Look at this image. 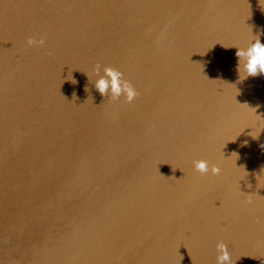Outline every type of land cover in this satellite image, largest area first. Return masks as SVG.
I'll list each match as a JSON object with an SVG mask.
<instances>
[{
	"label": "water",
	"instance_id": "water-1",
	"mask_svg": "<svg viewBox=\"0 0 264 264\" xmlns=\"http://www.w3.org/2000/svg\"><path fill=\"white\" fill-rule=\"evenodd\" d=\"M257 37L260 0H0V264H264Z\"/></svg>",
	"mask_w": 264,
	"mask_h": 264
},
{
	"label": "clouds",
	"instance_id": "clouds-1",
	"mask_svg": "<svg viewBox=\"0 0 264 264\" xmlns=\"http://www.w3.org/2000/svg\"><path fill=\"white\" fill-rule=\"evenodd\" d=\"M260 5L262 10H264V3H261V0ZM45 43L44 39L36 40L34 38H29L27 40L28 47H44ZM236 56L238 58H247V63L244 65L247 76L256 77L258 75H264V44L260 42L259 37L256 38V42L247 50V52L238 49ZM237 71H239V67L237 68ZM105 72L106 76L110 79H100L97 82L96 88L100 94L102 96L107 95L109 88H111L114 98H119L121 95H125L127 103L130 105L134 104L140 96V93L136 90L135 86L130 81L124 80L123 73L116 69L106 68ZM246 78L247 77H244V79ZM71 81L73 84L76 83L72 78ZM73 95L75 97V94ZM261 147L264 148V145H261ZM193 164L195 171L201 176H206L209 171H211L213 176H219L221 174V168L213 165L210 169L207 160H196ZM175 170L176 169H173V171ZM247 203L249 205L253 203V198L251 196L248 197ZM217 249L221 253L218 256V264H233L232 257L226 244L219 243Z\"/></svg>",
	"mask_w": 264,
	"mask_h": 264
}]
</instances>
